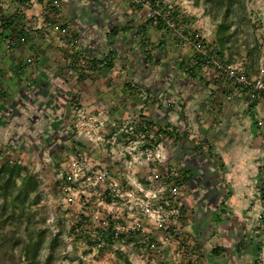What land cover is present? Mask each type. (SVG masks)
<instances>
[{
  "label": "rangeland",
  "instance_id": "rangeland-1",
  "mask_svg": "<svg viewBox=\"0 0 264 264\" xmlns=\"http://www.w3.org/2000/svg\"><path fill=\"white\" fill-rule=\"evenodd\" d=\"M35 1L41 8L32 0H0L4 4L0 17L15 22L12 31L0 25V165L19 160L39 181L41 194L32 195L27 211L46 238L41 258L45 260L51 252L47 240L59 232L60 245L52 264H205L208 252L195 243L199 216L187 199L192 190L178 168L181 161H175L179 154L173 151L175 146L183 150L200 142L190 135L204 129L191 117L207 116L206 126L213 124L218 130L220 121L214 124L213 119L221 110L215 111L218 103L200 109V93L178 91L182 100L173 99L179 78L191 85V79L177 69L191 71L193 76L199 44L187 43L191 34L213 43L218 25L225 22L230 27L221 62L239 63L255 73L257 53L264 54V0H229L231 5H226L227 0H147L151 3L145 9L147 19L158 26L144 33L146 46L152 49L149 56L157 57L147 72L140 67L143 53L131 59L125 44L113 42L112 25L81 29L60 19L57 8L48 11V1ZM98 3L94 1L92 7L99 9ZM53 15L58 16L57 32L47 30L45 36L43 21ZM23 27H29L38 39L35 43H30L34 37L21 40L18 32ZM93 30L102 46L94 40ZM156 34H162V39H154ZM159 41L163 43L157 51ZM182 53L185 58L180 61ZM210 68V79L214 74L223 77ZM220 82L209 87L214 100L224 93ZM60 170L73 176L66 194L58 189ZM108 186L114 195L105 197ZM88 201L95 206L96 220L104 214L115 216L128 237L141 238L146 244L135 243L134 248L126 241L99 250L98 245L75 237L71 224ZM204 220L199 222L201 228L209 221ZM249 223L251 232L241 238L242 243L253 239L252 251L257 254L252 264H263L264 215ZM129 254L138 263L130 261ZM0 264L26 261L16 250L13 259Z\"/></svg>",
  "mask_w": 264,
  "mask_h": 264
},
{
  "label": "crops",
  "instance_id": "crops-1",
  "mask_svg": "<svg viewBox=\"0 0 264 264\" xmlns=\"http://www.w3.org/2000/svg\"><path fill=\"white\" fill-rule=\"evenodd\" d=\"M44 1L45 3L48 1L45 5L49 6L48 11H55L57 8L60 19L70 21L81 29L83 25L92 28L112 25L113 42L116 44L119 40L125 44L131 59L132 57L137 59L140 54H144L142 58L140 57L141 71L144 69L147 72L148 64L153 58H157L149 56L152 49L146 46L144 33H152L154 27L158 29V26L152 19H147L146 8L133 4L132 0H99L98 4L101 6L99 9L92 7L97 0ZM19 2L22 3V0ZM34 4L41 8V3ZM0 5L4 6L1 2ZM53 16H50L48 22L43 21L46 25L45 32L43 31L45 36L58 28L55 21L57 20L55 17L58 16ZM95 21L99 22L94 23ZM23 28L24 31L18 32L23 36L21 40L34 37L29 27ZM117 29L121 31L117 32ZM92 33H94L92 36L96 37L94 40L98 41L97 44L102 46L103 42L101 38L97 39L95 30ZM161 36L162 34H156L154 39H162ZM36 40L38 39L34 37L30 43H35ZM161 43L163 41L158 42L155 50H160ZM183 56L182 53L180 61L185 58ZM180 68L177 69L179 75H187L191 79V85L179 78L177 92L190 91L198 95L200 93L201 101L198 102L200 109L202 107L210 109L211 105L218 103L215 105V111L221 110L213 119L214 124L220 121L218 130L213 128V124L212 128H209L208 124L206 126L207 116L203 117L196 113L194 118L191 117L190 121L196 123L200 130L204 129V132H192L190 135L200 142H196L197 144L192 142L191 146H186L187 148L183 150L181 146H175L176 152L173 151V154H179L175 161H181L178 168L186 172L187 182L190 183L187 186L188 189L191 188L192 193L190 192L187 199L191 207H195L194 214L199 216V222L209 220L207 223L204 220L205 226L202 228L201 223H196L195 243L197 242L196 245L200 249L208 252L205 264H252L257 254L252 251V247L255 246L251 243L253 239H249L247 245H244L242 240L245 239L247 232H251L249 222L256 219L260 213L264 215V96L257 95L242 85L216 74L210 79L208 76L210 67L195 69L192 72L193 76L191 71L184 73ZM209 79L213 83L221 81L220 89L224 93L220 91L222 96L218 100H214L211 92L208 93L209 87L213 84L211 81L208 83ZM180 95L181 92H178L173 99L182 100ZM162 143L163 141L158 145L161 146ZM189 177H192V180ZM242 245L243 248L240 247Z\"/></svg>",
  "mask_w": 264,
  "mask_h": 264
},
{
  "label": "trees",
  "instance_id": "trees-1",
  "mask_svg": "<svg viewBox=\"0 0 264 264\" xmlns=\"http://www.w3.org/2000/svg\"><path fill=\"white\" fill-rule=\"evenodd\" d=\"M231 4V1H226V5ZM156 20H158V18ZM13 24L14 21L12 19L0 17V25L4 30L9 29V31H12L14 29ZM229 27V24H225V22L219 24L217 29L218 37L213 43H206L201 37H192V34L190 39L193 43L197 42L198 44L211 49L220 60H223V51L224 48H227L225 46L227 43V34L225 32ZM253 50L254 48L250 50L248 55L251 61L255 57ZM263 55L264 54L257 53V67L255 73L258 72L259 60ZM193 65L196 70L200 69L202 66H206L204 58H202L198 52L194 54ZM244 69L248 75L251 74L249 72L250 70L247 69L245 65ZM185 173L186 172H184V174ZM182 178L186 179V174ZM17 180H19V184L17 183ZM57 183H59L58 189L63 188L62 192L66 194L67 190L65 186L67 185V182L58 180ZM111 189L112 186H108L104 195H114L109 191ZM40 194V184L36 175L31 174L27 168L22 165L21 161L10 160L9 162L5 161L0 165V199L2 200L0 204V263L6 258L13 259L15 257V251L17 250L19 256L25 258L26 264H52L51 261L60 245V233H56L53 237L47 240V245L50 246L51 252L47 258L43 260L41 255L46 247V238L44 232L36 228L35 224L37 222L30 220L33 216H30L27 211L29 205L28 201L32 195H34L35 198H38ZM94 207L95 206H92V203L88 201L83 203L81 208L76 211V220L75 222H72L70 228V232L75 237L83 238L91 245H98L99 250L108 248L114 244L122 245V243L125 244L126 241H128L127 245H131L132 247L139 243L146 244L145 240L141 241V238H134L132 235L128 237V234L125 232H122L117 238H115L112 233V217L109 214H104L102 218L96 220L94 218ZM26 214H28L27 217H25ZM22 225H24V227L21 230ZM137 232L139 231L136 230L132 234H136ZM142 237L145 238L146 234L142 235ZM134 239H138L139 241L133 243L131 240ZM120 247H123L122 249H124V246ZM128 259L138 263V260L135 259L132 254L128 255Z\"/></svg>",
  "mask_w": 264,
  "mask_h": 264
},
{
  "label": "built area",
  "instance_id": "built-area-1",
  "mask_svg": "<svg viewBox=\"0 0 264 264\" xmlns=\"http://www.w3.org/2000/svg\"><path fill=\"white\" fill-rule=\"evenodd\" d=\"M133 2L140 3L145 8H150L151 3L147 0H132ZM187 42V41H186ZM192 40H188L187 43H191ZM193 44V42H192ZM197 52L204 58L207 67H213L219 70L223 74V78L231 82L242 85L243 87L251 90L257 95L264 96V55L259 60L258 72L248 75L243 66L239 63L235 64H223L216 54L211 49L200 45L196 48ZM59 180L67 182V185L72 181L73 176L67 172H57ZM65 186L66 189H70L69 186ZM111 191H114L113 188ZM104 197V196H103ZM102 197V198H103ZM106 197V196H105ZM117 215V213H115ZM115 216H112L113 227L112 233L117 238L123 232V226L120 222L114 220Z\"/></svg>",
  "mask_w": 264,
  "mask_h": 264
}]
</instances>
